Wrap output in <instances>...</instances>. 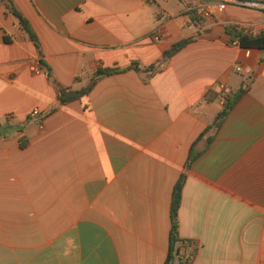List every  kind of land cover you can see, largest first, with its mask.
<instances>
[{"label": "crops", "instance_id": "obj_1", "mask_svg": "<svg viewBox=\"0 0 264 264\" xmlns=\"http://www.w3.org/2000/svg\"><path fill=\"white\" fill-rule=\"evenodd\" d=\"M233 1L11 0L35 41L0 0V264H164L183 173L189 264H264V51L233 45L264 11Z\"/></svg>", "mask_w": 264, "mask_h": 264}, {"label": "trees", "instance_id": "obj_2", "mask_svg": "<svg viewBox=\"0 0 264 264\" xmlns=\"http://www.w3.org/2000/svg\"><path fill=\"white\" fill-rule=\"evenodd\" d=\"M8 11L14 15L17 19H19L20 24L26 29V31L31 35V37L36 41L35 36L32 34V32L29 30V28L26 26V22L22 19L21 15L18 13V11L14 8L13 3L11 0H2ZM193 19H197V12L193 11ZM239 40L237 45L240 48L243 49H261L264 51V32L260 33L259 35L251 36L247 34H240L238 36ZM190 40H185L176 43L173 45V47L166 51L163 55L162 62L170 59L172 56H174L178 51H180L186 44L189 43ZM131 69H135L139 71V68L136 64H133ZM154 68H149L148 72H152ZM122 71L121 69H97L93 75L92 81L90 85L88 86L87 89H84L82 91H77V92H72V93H66V91L62 88L59 87V101L61 103H66L71 100L79 98L81 95L87 94L94 86L95 82L103 77V76H108L113 73H117ZM50 76V75H49ZM245 90H239L237 91L233 98L228 100L227 105L217 114L214 122L206 128V130L201 134V138L209 133L212 130H216L223 119L226 117L228 111L232 108L233 104L236 102V100L240 97V95L244 92ZM193 156H189V159L187 160L186 167H188L191 164V161L193 160ZM186 175L185 173L181 174L179 177L178 181L174 185L173 192H172V200H171V247L169 249L168 256L165 260L164 264H175V257H178L179 264H189V256L194 255V251L189 254L188 257L185 258L186 254V247L185 251L182 253L181 252V247L184 244L183 240H180L178 238V209L181 203V192L183 188V184L185 182ZM173 240H176L175 243H173Z\"/></svg>", "mask_w": 264, "mask_h": 264}, {"label": "built area", "instance_id": "obj_3", "mask_svg": "<svg viewBox=\"0 0 264 264\" xmlns=\"http://www.w3.org/2000/svg\"><path fill=\"white\" fill-rule=\"evenodd\" d=\"M187 3L191 2V0H185ZM233 2H236V4H240V5H243V6H247L249 8H255V9H260V10H263L264 11V0H254V1H248V2H241V1H238V0H235ZM225 5L222 4L221 5V8H224ZM233 45H237V43H233ZM241 66L240 65H237L235 66V71L236 72H240L241 71ZM221 89H223V86L221 87ZM185 251V249H183L181 252L183 253Z\"/></svg>", "mask_w": 264, "mask_h": 264}, {"label": "rangeland", "instance_id": "obj_4", "mask_svg": "<svg viewBox=\"0 0 264 264\" xmlns=\"http://www.w3.org/2000/svg\"><path fill=\"white\" fill-rule=\"evenodd\" d=\"M175 264H179L178 257H175Z\"/></svg>", "mask_w": 264, "mask_h": 264}, {"label": "water", "instance_id": "obj_5", "mask_svg": "<svg viewBox=\"0 0 264 264\" xmlns=\"http://www.w3.org/2000/svg\"><path fill=\"white\" fill-rule=\"evenodd\" d=\"M176 242V240H173V243H175Z\"/></svg>", "mask_w": 264, "mask_h": 264}]
</instances>
